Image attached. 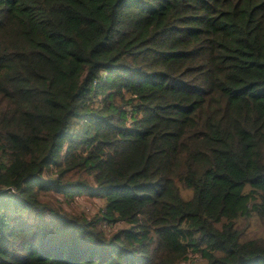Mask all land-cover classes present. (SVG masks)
Returning <instances> with one entry per match:
<instances>
[{
  "label": "trees",
  "instance_id": "16d2710c",
  "mask_svg": "<svg viewBox=\"0 0 264 264\" xmlns=\"http://www.w3.org/2000/svg\"><path fill=\"white\" fill-rule=\"evenodd\" d=\"M192 254L264 264V0H0V264Z\"/></svg>",
  "mask_w": 264,
  "mask_h": 264
},
{
  "label": "rangeland",
  "instance_id": "374dc122",
  "mask_svg": "<svg viewBox=\"0 0 264 264\" xmlns=\"http://www.w3.org/2000/svg\"><path fill=\"white\" fill-rule=\"evenodd\" d=\"M53 201H56L62 204L63 209L72 212L73 214H87L93 215L104 206L103 200L98 197H89V196H76L73 199H65L62 194L51 195ZM113 227V229L117 228ZM191 264H202V258L197 254L190 255Z\"/></svg>",
  "mask_w": 264,
  "mask_h": 264
},
{
  "label": "built area",
  "instance_id": "2783aa9c",
  "mask_svg": "<svg viewBox=\"0 0 264 264\" xmlns=\"http://www.w3.org/2000/svg\"><path fill=\"white\" fill-rule=\"evenodd\" d=\"M182 264H191V259L190 257H187L183 262Z\"/></svg>",
  "mask_w": 264,
  "mask_h": 264
}]
</instances>
